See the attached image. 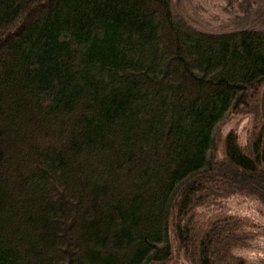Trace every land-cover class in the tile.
Listing matches in <instances>:
<instances>
[{
    "label": "trees",
    "instance_id": "trees-1",
    "mask_svg": "<svg viewBox=\"0 0 264 264\" xmlns=\"http://www.w3.org/2000/svg\"><path fill=\"white\" fill-rule=\"evenodd\" d=\"M263 83L264 0H0V264H260Z\"/></svg>",
    "mask_w": 264,
    "mask_h": 264
},
{
    "label": "rangeland",
    "instance_id": "rangeland-1",
    "mask_svg": "<svg viewBox=\"0 0 264 264\" xmlns=\"http://www.w3.org/2000/svg\"><path fill=\"white\" fill-rule=\"evenodd\" d=\"M259 104H260V101H259ZM239 120H237L236 122H238ZM234 204H236L235 206H236V208L237 209H240V207L239 206H241V210L240 211H242V212H247V213H249V212H252V207H253V204H252V202H249V204H251L250 206H249V204H247V203H245V202H241V203H236V202H234ZM233 204V205H234ZM264 240H259V243H261L262 245H263V247H262V249L261 250H263L262 252H261V257H260V264H262V256H263V252H264V242H263ZM261 250H259V248L258 247H253L251 250H247V251H245L244 253H245V255L247 256V257H249V258H252L253 259V257H255V256H257L259 253H260V251Z\"/></svg>",
    "mask_w": 264,
    "mask_h": 264
},
{
    "label": "water",
    "instance_id": "water-1",
    "mask_svg": "<svg viewBox=\"0 0 264 264\" xmlns=\"http://www.w3.org/2000/svg\"><path fill=\"white\" fill-rule=\"evenodd\" d=\"M260 112H261L262 122L264 125V83H263L261 94H260ZM262 264H264V252L262 256Z\"/></svg>",
    "mask_w": 264,
    "mask_h": 264
}]
</instances>
